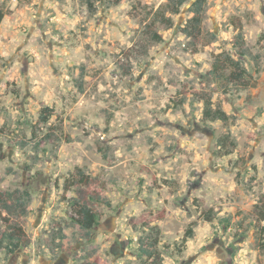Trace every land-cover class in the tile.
I'll return each mask as SVG.
<instances>
[{
  "label": "rangeland",
  "instance_id": "374dc122",
  "mask_svg": "<svg viewBox=\"0 0 264 264\" xmlns=\"http://www.w3.org/2000/svg\"><path fill=\"white\" fill-rule=\"evenodd\" d=\"M165 1L0 0V192L30 197L25 216L0 208V232L29 238L0 264H145L152 229L161 264H264V0H206L199 40L181 32L188 0L143 53L142 15ZM222 52L245 89L207 75ZM205 100L228 122L204 120ZM77 169L101 197L88 233L64 190Z\"/></svg>",
  "mask_w": 264,
  "mask_h": 264
},
{
  "label": "trees",
  "instance_id": "16d2710c",
  "mask_svg": "<svg viewBox=\"0 0 264 264\" xmlns=\"http://www.w3.org/2000/svg\"><path fill=\"white\" fill-rule=\"evenodd\" d=\"M100 0H84V3L89 12H94L95 8L93 3ZM108 5H118L120 0H106ZM188 0H166L156 10H150L144 12L142 15L143 27L139 33V40L143 43V53L146 52L145 45H151L154 43H160L162 37L155 30L156 25H161L165 28H170L173 24L172 16L179 13L180 8ZM206 0H194L190 7L189 12L192 16L188 19L185 26L181 29L182 34L192 40H199L204 33L203 19L205 13ZM149 15L151 18L149 19ZM2 14L0 12V21ZM149 19V22L147 20ZM216 36L211 34L210 41L214 42ZM243 38L239 33L234 38V46L239 47L238 53L243 55L240 47L242 46ZM122 70L125 74L129 73V70L122 66ZM213 80L223 79L226 82L233 83L239 89H245L249 85V80L252 79L251 75L241 66V63L231 58L228 54L222 52L213 56V61L210 70L207 72ZM204 120L207 121H221L227 123L229 117L219 107H212L209 100H205L204 108L202 111ZM51 117L49 110L46 108L42 110L39 115V121L42 124L48 122ZM53 133H48L43 137V142H46L51 138ZM232 145L231 141H228V136L219 140V145ZM226 154L228 152H225ZM223 154V155H226ZM95 179L89 175H85L80 169L76 170L74 179L70 184L65 183L64 190L74 187L75 198L72 199L70 210L71 219L76 223L80 229L86 233L90 232L96 223L95 206L101 201L100 194L93 188ZM29 192L26 190H13L0 192V208L4 213L9 216H25L27 213L29 203ZM6 229L0 232V247L7 254H13L15 251L26 247L29 244V238L24 232L23 228L16 223L6 222ZM264 229H262L263 231ZM154 237L149 234L140 236L137 240V248L139 253L145 258V264H161V257L157 250L158 244V230L152 229ZM157 236V237H156ZM192 231L188 229L183 237L185 243L187 239L191 238ZM5 243V244H3ZM81 264H90L88 262H82Z\"/></svg>",
  "mask_w": 264,
  "mask_h": 264
}]
</instances>
